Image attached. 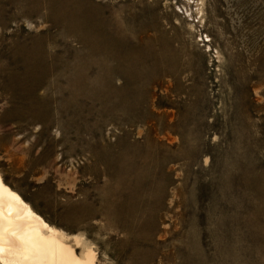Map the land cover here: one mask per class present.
Here are the masks:
<instances>
[{
  "label": "rangeland",
  "instance_id": "1",
  "mask_svg": "<svg viewBox=\"0 0 264 264\" xmlns=\"http://www.w3.org/2000/svg\"><path fill=\"white\" fill-rule=\"evenodd\" d=\"M0 175L97 264H264V0H0Z\"/></svg>",
  "mask_w": 264,
  "mask_h": 264
},
{
  "label": "bare ground",
  "instance_id": "2",
  "mask_svg": "<svg viewBox=\"0 0 264 264\" xmlns=\"http://www.w3.org/2000/svg\"><path fill=\"white\" fill-rule=\"evenodd\" d=\"M65 238L0 175V264H97L95 251L80 256Z\"/></svg>",
  "mask_w": 264,
  "mask_h": 264
}]
</instances>
